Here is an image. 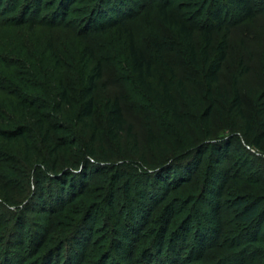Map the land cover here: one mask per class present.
<instances>
[{
    "label": "rangeland",
    "instance_id": "rangeland-1",
    "mask_svg": "<svg viewBox=\"0 0 264 264\" xmlns=\"http://www.w3.org/2000/svg\"><path fill=\"white\" fill-rule=\"evenodd\" d=\"M253 1L258 10L253 19L233 23L226 13V24L218 28L208 21L214 0H0V132L20 135L10 140L0 136V264H121L115 254L117 227L131 230L133 218L138 226L132 262L146 264L152 258L156 264L157 236L169 217L164 264H264V221L259 222L260 242L253 245L248 238L254 227L238 222L232 206L237 198L257 196L264 185V142L260 147L252 143L263 130L264 0ZM165 4H170V17L158 10ZM112 10L125 14L114 18L120 23L111 24ZM172 15L192 32L195 62ZM207 32L209 60L226 42L211 98L202 59ZM131 39L151 65L144 84L131 69ZM97 63L101 78L93 91V117L77 120L84 78ZM60 82L69 105L58 103ZM164 85L178 103L185 132L153 98ZM235 95L240 110L233 105ZM112 99L119 101L126 121L120 144L106 133L104 103ZM21 101L42 115L54 141H63L54 176L43 170L52 165V148L18 111ZM208 109L206 133L200 116ZM228 143L221 230L218 237L209 236V247L200 252L196 242L204 224L195 216L214 172L210 144ZM188 151V158L171 165L182 168L195 161L194 174L163 197L156 179L162 171L167 174L169 159ZM162 162L166 164L159 168ZM135 165L146 171H136ZM58 181L66 184L63 199ZM139 190L151 204L142 221L135 200ZM38 198L45 200L47 213ZM174 244L177 260L171 258Z\"/></svg>",
    "mask_w": 264,
    "mask_h": 264
},
{
    "label": "trees",
    "instance_id": "trees-1",
    "mask_svg": "<svg viewBox=\"0 0 264 264\" xmlns=\"http://www.w3.org/2000/svg\"><path fill=\"white\" fill-rule=\"evenodd\" d=\"M170 6V4L162 5L158 8L159 12L163 14V16H167L166 10ZM118 12V13H116ZM231 16L233 19V23H241L247 20L253 19L257 14L258 10L255 8L254 1L253 0H214L213 2V10L210 11L208 14V21L218 26V28H222L226 24V18L225 15ZM111 18L114 19L119 17L121 14L120 10H112L111 11ZM116 14V16H115ZM125 15V14H124ZM114 16V17H113ZM227 16V17H228ZM171 22L177 29L179 30L180 34L185 39V46L188 53L189 58L195 62L196 61V52L193 45L192 40V32L190 28L184 23V21L178 20L174 18V16H171ZM118 24L120 21L114 19L111 24ZM203 47H202V56H203V63L206 66V69L204 70V80L206 84V95L207 97L211 98L212 93V87H218V73L220 72L222 62L224 61L226 57V42L225 40L221 41L218 45V56L212 60H209L207 54L208 49L211 45V38L210 34L207 32L204 35L203 38ZM128 57L131 63V69L132 72L137 76V78L140 80L141 84H144V81L147 77L150 76L151 71V65L150 62L141 50L135 45L133 39H131L128 43ZM101 78V66L99 63H97L92 69L91 73L84 78V90L82 91V97H83V106L81 110L76 114L77 120H91L93 117V111H94V101H93V91L96 88L95 82ZM217 94H220V92L217 91ZM264 94V90H263ZM68 93L65 88L64 83L58 84V92H57V98L59 104H65L69 105V98ZM153 98L155 101L161 106V108L173 119V121L178 126L179 130L181 132L186 131L185 124L182 120V116L179 111L178 103L173 97V94L168 89L167 86H163L161 91L156 92L153 94ZM233 105H235L240 110V102L238 95H235L233 98ZM18 111L21 113V115H24L25 120L29 123L33 124L37 130L42 134L44 139L46 140V144L49 145V147L52 148L51 155L52 156V165H45L43 166L44 172L47 174H50L51 176H54L56 174V153L62 148L63 141H54L52 137L50 136V127L46 126L43 122V117L41 114H38L36 111L32 110L30 108V105L27 101H21L17 103ZM104 111H105V120H106V133L110 140H112L115 143H119L122 140V135L124 132V126H125V118L122 113L121 105L117 99L112 100H106L104 103ZM210 109L206 110L200 117L202 122L204 123V129L205 132H208V117H209ZM259 115L263 117V120L261 121L260 125L263 128V130L259 133L253 136L252 143L255 147H260L261 144L264 142V107L261 111H259ZM1 121V117H0ZM148 131V137L149 139L153 138V133L151 128L149 127L147 129ZM130 134V133H129ZM15 135L20 136L19 134L10 131H1L0 136L5 139H12L15 137ZM131 140L136 145V138L134 135H130ZM248 147L249 144L247 145ZM206 152V151H205ZM204 152V153H205ZM92 153V152H91ZM229 153V143L222 145V146H216L210 144V156H211V168L213 169V173L210 176V183L207 185V190L205 192L204 202L201 207V209L198 211L197 216L195 218L197 219L198 223H203L204 226L202 227V233L199 236L196 245L200 252H204L205 249L209 247V244H207L209 236L212 238L218 237V234L221 230V205H220V195L222 191L223 185L229 180L228 173L225 170H222L225 168L226 160L228 158ZM190 154V151L182 154L181 156H176L172 159H169L166 163L162 162L159 164V168H162L166 165H168L167 174H164L163 171L160 172L158 178L156 179V183H158V187L161 190V193L163 194V197L166 198L168 195V192L171 188H173V185L182 180V183H186L191 176L194 174L195 171V161L194 163L191 161L189 164L182 163V168L174 167L171 165L172 162H183L186 158H188ZM196 158L201 157V155L198 153V155H195ZM170 164V165H169ZM170 166V167H169ZM180 166V165H179ZM136 171L138 172H145L143 171L142 165H135ZM178 170H177V169ZM220 169V171H218ZM218 171V172H217ZM63 179V178H62ZM66 177L64 176L65 180ZM220 185L218 186V184ZM58 185L62 191H59L60 199H63V190H65V182L58 181ZM71 194L74 193V187L71 185L69 188ZM158 193L157 191H155ZM158 195V194H157ZM74 195L70 198L73 199ZM39 202L42 205V209L45 210L44 213L48 212V206L45 205V200L42 198ZM44 200V201H43ZM135 200L137 203L141 206L140 211V221L142 219H146V217L149 216L150 211V203L147 201L145 194L139 190L135 194ZM53 200H49V203ZM233 208L236 211V220L242 224H249L252 227H254V232L250 234L249 241L254 245L256 243L260 242V237H258V232L260 228V221L261 219L264 221V185H261L259 188V194L255 197L251 198H237L232 203ZM63 207V205L59 206ZM170 218V217H169ZM167 218V220L163 224L162 232L158 234L157 238V245H156V256L155 259L157 261L156 264H164V261L162 259V241L164 238V232L167 229V224L169 223L170 219ZM132 229L126 230L124 226L121 224L119 227H117V235L115 236L116 240V248H115V254H116V261H118L121 264H133L131 259L132 254V248L134 247L133 239H136L135 237V228L138 226L136 224V219L131 220ZM178 242V240H176ZM181 243V242H180ZM177 246V245H176ZM175 244L171 246V258L174 260H177L178 257L173 253L175 248ZM75 248L79 252L81 247L78 246L77 243H75ZM81 253V251H80ZM154 259L151 261H147L146 264H153Z\"/></svg>",
    "mask_w": 264,
    "mask_h": 264
}]
</instances>
